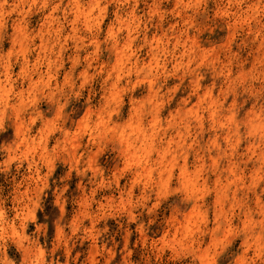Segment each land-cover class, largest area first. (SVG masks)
Segmentation results:
<instances>
[{"label": "clouds", "instance_id": "1", "mask_svg": "<svg viewBox=\"0 0 264 264\" xmlns=\"http://www.w3.org/2000/svg\"><path fill=\"white\" fill-rule=\"evenodd\" d=\"M0 264H264V0H0Z\"/></svg>", "mask_w": 264, "mask_h": 264}]
</instances>
